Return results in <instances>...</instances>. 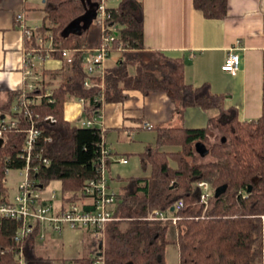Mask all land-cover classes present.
I'll return each mask as SVG.
<instances>
[{
    "label": "trees",
    "instance_id": "1",
    "mask_svg": "<svg viewBox=\"0 0 264 264\" xmlns=\"http://www.w3.org/2000/svg\"><path fill=\"white\" fill-rule=\"evenodd\" d=\"M91 2L96 4V0ZM192 5L209 19H221L227 11L226 0H192ZM41 11L38 30L50 36L47 55L62 61L58 70L45 74L48 82L52 79L58 83L47 93L43 86L33 89L29 96L40 94V101L25 105V116L10 112V102L5 104L2 114L9 112L18 124L4 130L0 137V201L5 192L4 168L18 169L24 164L17 153L29 124L40 131L36 150L48 161L44 165L36 158L31 160L37 165L30 175L36 186L42 188L57 180L61 192L73 191L96 172L102 132L96 126L79 127L66 121L63 103L68 98L82 99L83 113L91 117L99 115L101 104L125 100L129 90L143 96L161 92L179 116L191 106L215 113L203 128L153 127L154 143L137 154L147 174L121 179L113 212L125 226L120 228V221L112 222L106 244L99 250L96 245L90 255L77 260L86 263L98 250L103 264H165L164 247L172 243L177 248L178 264H264V94L260 115L239 121L236 109L224 108L223 96L212 93L207 83H186L180 59L144 49L140 0H119L116 7L107 8L108 21L119 27L111 51L117 46L123 50L115 66L103 71L100 82L89 78L91 85L85 87L82 58L91 45H98V28L93 24L96 29L89 26L79 35H61L62 29L83 13L80 0H43ZM65 50L70 52L67 60L63 57ZM43 52L38 51L42 56ZM209 131L218 136L212 142H208ZM195 141L207 144V161L194 155ZM198 181L207 182L212 189L225 184L226 189L216 198L211 193L203 203L199 201L200 188L195 185ZM179 200L181 207L170 212L176 217L172 227L176 233L169 241L166 235L170 222L147 220L146 216L154 208L169 211ZM16 227L13 220L0 218V264H18L13 256L20 250L24 264H54L53 258L36 252V227L18 243L13 241Z\"/></svg>",
    "mask_w": 264,
    "mask_h": 264
},
{
    "label": "crops",
    "instance_id": "2",
    "mask_svg": "<svg viewBox=\"0 0 264 264\" xmlns=\"http://www.w3.org/2000/svg\"><path fill=\"white\" fill-rule=\"evenodd\" d=\"M140 1L143 13L142 44L145 50L180 59L183 62L184 81L193 86L207 83L212 93L223 96L224 108L236 109L239 121L255 119L260 115L264 94V0H226L227 11L221 19L205 18L193 7L192 0ZM41 5L42 0L39 6L33 5L30 0L0 2V120H5V115L10 117L9 112L2 114L5 104L10 102L9 109L12 112L16 97L30 94V85L43 86L47 92L57 84V80L50 79L48 82L49 77L45 72L58 70L62 61L48 57L50 42L46 36H43L41 43H34L35 38L25 37L18 27L20 22L26 28H39L43 15ZM116 5L113 3L108 7ZM36 13L39 14V25L33 18ZM17 14L21 15L19 22L16 20ZM235 41L238 43L235 44ZM32 45L35 49L37 46L39 48L27 55ZM231 48L240 59L233 74L220 70ZM42 49L47 56L41 57L38 53ZM113 51L118 52V56L116 59L111 58L108 53L101 65L103 71L113 68L121 54L118 50ZM69 53L66 50L63 52L65 60L69 59ZM65 54L68 55L65 57ZM25 60L28 65H25ZM27 70L31 74L35 71L36 81L25 73ZM94 80L100 82L99 77ZM126 93L127 97L122 102L101 104L95 124L100 128L104 145L109 150L105 174L109 172L110 164L125 163L124 156L113 154L111 148L107 147L104 140L108 132L119 138L123 135L129 137L130 133L143 129L154 131L155 125L203 128L207 125L208 117L215 113L191 106L186 107L179 116L165 93L156 92L147 96L137 90ZM39 99L35 97L34 102L38 103ZM83 106V100L67 99L63 103V118L76 124L84 115ZM143 124L151 127L145 128ZM119 158L123 162L118 161ZM119 182L121 185L122 180L119 179ZM172 252L177 254L176 246L166 244L163 252L165 264H168V254Z\"/></svg>",
    "mask_w": 264,
    "mask_h": 264
},
{
    "label": "built area",
    "instance_id": "3",
    "mask_svg": "<svg viewBox=\"0 0 264 264\" xmlns=\"http://www.w3.org/2000/svg\"><path fill=\"white\" fill-rule=\"evenodd\" d=\"M111 0H96L95 18L92 23L98 28L100 33V41L98 45L89 48L85 51L82 58V69L86 74L83 81L85 87L91 85V79L95 77L101 78L103 70L101 68L103 60L108 56L115 39L118 37V24L108 21L109 14L107 13V2ZM16 20H21V15H16ZM19 28L27 38L34 37V43H41L43 36H46L50 42V36L38 30V28H26L20 22ZM238 41H235L237 44ZM40 46V44L38 45ZM37 46V48H39ZM36 48V49H37ZM34 47L27 52L31 55V51L36 50ZM50 50V44L49 48ZM117 50H123L121 46H117ZM229 49L226 53L220 70L229 74H233L237 69L240 59L238 53ZM43 55L41 57H45ZM25 65L28 61L25 60ZM27 75H31L30 71H25ZM36 84L30 85L29 89H37ZM47 93V92H46ZM40 94H20L16 97L14 105L11 107L12 113L18 114L22 112L25 116L26 112L23 107L27 104L33 103L35 97L40 98ZM82 100V99H79ZM85 115V114H84ZM78 119L77 126L90 127L94 126L98 120L99 115H92L91 117L84 116ZM48 121L50 117L46 118ZM18 119L9 117L8 120H0V137L2 132L9 128H16ZM143 127L150 128L151 125L143 124ZM40 136V131L29 124L24 131V138L17 153L18 157L23 159L24 164L18 168V174L22 176V181L17 185L16 195L9 200L4 198L0 201V218L13 220L17 223V227L13 234V241L18 243L21 239L28 235L32 228L38 229L36 239L42 240L45 236V229H51L53 232H59L64 227L72 229H85L91 235H97L100 229L110 221L116 219L114 215V206L117 194L108 188L105 169L107 158L109 157V150L105 147L103 138L99 143V157L96 165L95 174L89 179L85 180L83 184L76 190L62 192L61 198L57 204H54L55 193L52 191L48 200H44L39 195V186H36L34 178L30 175L37 170L36 164H31V160L36 158L42 164L48 163L46 158L40 157V153L36 150L37 139ZM118 161L123 162L122 158ZM8 169L4 168V175ZM195 185L200 188L199 201L205 203L208 196L213 192L209 184L205 181H198ZM181 201H177L172 207L173 211L181 207ZM171 211H160L153 209L146 216L147 220L169 221L175 223L176 217L172 216ZM15 260L18 264H24L21 250L15 252ZM64 264H103L101 257L96 254L88 259L86 263L79 260H66Z\"/></svg>",
    "mask_w": 264,
    "mask_h": 264
},
{
    "label": "rangeland",
    "instance_id": "4",
    "mask_svg": "<svg viewBox=\"0 0 264 264\" xmlns=\"http://www.w3.org/2000/svg\"><path fill=\"white\" fill-rule=\"evenodd\" d=\"M40 1L41 0H30V2L35 6H39ZM118 2L119 0H111L107 2L106 5L109 6L113 3L117 4ZM33 18H35L36 24L39 25L40 24V20L38 19L39 14L36 13V16ZM90 27L96 29L93 23L90 25ZM87 42L89 43V41ZM109 53L111 58L114 57L116 59L118 56V52L116 51L112 50ZM67 55L68 54H65V57ZM34 73L35 71L32 72L30 76L33 78V81H36L35 80L36 76L34 75ZM212 112L215 111L213 110ZM4 118L5 120H8L7 115H5ZM208 135H209L208 142H212L214 138L218 137L216 132L214 131L212 133L209 132ZM215 135L217 137H215ZM104 141L106 142L107 147L111 148L113 154L122 155L124 156L125 159V163L123 164H117V163L110 164L109 172L105 174L106 182L109 189H111L115 193H119L118 191L120 185L119 179H126L129 177H140L143 176L144 174H147V171L142 170L139 164L137 154H139L144 150L143 148L145 145H152L154 143L153 130L143 129L138 132L130 133L129 137H125L123 135L120 136L119 138H116V136L113 133L108 132L105 136ZM205 146L208 148L207 144H205ZM194 155L198 157L197 154H195V152ZM198 159L202 162H205L208 160V156L202 158L198 157ZM21 181H22V176L18 174L17 169H9L7 173L4 175V179H3V185L5 188L3 197L11 200L16 195L17 185ZM52 191L55 193L54 204H57L62 195L59 181L57 180L49 181L42 188H39V195L42 199L48 200ZM149 212L147 213V215L149 214ZM114 221H118V222L120 221L119 222L120 228L125 226V222H123V220L119 219V217L116 216V219L105 224V226H103V228L100 229V232L97 235H95V237H92V235L86 233V230L83 228L72 229V228L64 227L58 233L53 232L51 229H45L46 231L45 236L42 238V240L38 241L37 244L38 247L36 249L37 250L36 252L45 258L46 257L53 258V260L55 261L54 264H57V261L60 262L62 259H64L63 263H65L66 260L77 261V258L84 257L88 254L90 255L89 251L91 250L93 251V249H96V245L98 241H101L102 247L106 244L107 229ZM167 227L169 229H167L166 238L170 241V239H172L171 232L175 234L176 231L175 229L174 232L172 231V227H174V224L171 222L170 225H168ZM13 258L15 259V256H13ZM81 262L85 263L84 261ZM168 264H178V254H176L175 252L168 254Z\"/></svg>",
    "mask_w": 264,
    "mask_h": 264
},
{
    "label": "water",
    "instance_id": "5",
    "mask_svg": "<svg viewBox=\"0 0 264 264\" xmlns=\"http://www.w3.org/2000/svg\"><path fill=\"white\" fill-rule=\"evenodd\" d=\"M43 2V0H42ZM82 7H83V13L70 21L61 31L62 36H66L68 34H81L84 30H86L92 23L93 19L95 18V8L96 4L94 2H91V0H80ZM224 139L223 137L220 138V142H222ZM1 142V138H0ZM193 151L195 154H197L198 157L202 158L207 156L208 154V148L201 142V141H195L193 143ZM249 188H247V191H249ZM226 189L225 184L218 185L213 188V197H218L220 194H222ZM173 207L171 206L169 208V211H172ZM101 248V241H98L97 243V249L99 250ZM99 251L96 252V255L99 256Z\"/></svg>",
    "mask_w": 264,
    "mask_h": 264
}]
</instances>
